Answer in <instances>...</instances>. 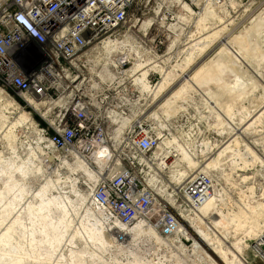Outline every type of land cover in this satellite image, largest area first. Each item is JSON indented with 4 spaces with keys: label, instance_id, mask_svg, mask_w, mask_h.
I'll use <instances>...</instances> for the list:
<instances>
[{
    "label": "rangeland",
    "instance_id": "rangeland-1",
    "mask_svg": "<svg viewBox=\"0 0 264 264\" xmlns=\"http://www.w3.org/2000/svg\"><path fill=\"white\" fill-rule=\"evenodd\" d=\"M214 1V4L225 2L224 7L228 13L226 19L225 17L223 19L226 23L224 22L225 27L220 36L213 38L215 40H212L202 51L199 50L200 44L193 47L187 45L191 35L196 32V22L201 17L211 15L209 12L207 15L202 13L200 7L202 8L203 0L199 2L137 0L130 11L133 15L131 20L119 28L121 36L126 33L131 35V38L120 37L118 41L124 42V46L113 51L111 56L114 54L116 57L121 52L128 53L130 62L124 66L127 69H130L132 59L136 58L143 64L147 62L149 65L145 66L147 68L156 65L155 68L153 67L154 70L150 68L144 77L152 88L151 92L149 91L150 96H146L147 91L140 89L138 80L136 81L139 83L133 81L141 94L140 99L138 101L135 98L130 99L126 106L127 115L120 122V132L126 131L129 124L139 118L142 124L151 127L162 137L163 140L159 145L162 150L171 147L176 149L174 150L178 153L176 170L183 171L190 168L186 160L180 159V153L197 163L195 167H199L206 157L207 149L209 152L215 151L218 143L227 142V138L235 133L233 137L237 142L231 143L230 149L224 154L217 168L209 170L216 176L214 192L219 190V201L213 211L222 214L229 212L230 215L243 211L241 226L228 229V231L235 229V234L232 233L231 236L228 233V240L221 238V244L228 247V243L239 236L247 226V220L243 216H248L246 209H250L249 205L261 203L264 206V119L248 126L242 134L237 132L247 125L243 123L247 116L245 108L251 109L253 103L264 100V34L259 35L256 43L262 55H249L250 58L252 56L251 60L240 58L234 53L233 45L235 46L237 42L231 37L238 33L240 36H247L250 31L259 33L264 20V0ZM218 12V10L214 11L216 14ZM207 21L208 24H212V21ZM187 62H190L188 67ZM202 64H204L203 68L199 70ZM111 73L114 76L112 78H115L116 72ZM235 74H238L240 79L236 85L231 86L230 81L234 79ZM165 77H173V85L178 94L172 106L167 108L162 105L163 94L153 99L155 90ZM4 94L18 104V109L9 108L0 97V234L10 228L13 246L10 249L8 245H0V264H7L1 262L3 259H10V264H133V258L137 259L139 264L167 262L170 259L168 253L170 248L157 247L155 239L151 236L142 233L138 235L130 233V235V231H126L129 235L128 242H122L119 246L108 242L104 237L111 235L105 232L98 216L97 226L103 228L101 230L103 243L95 241L92 244L86 238L85 232L80 230L82 227L80 223H94L93 218L87 215L86 209L88 206L92 207L89 192L92 189L90 186L93 187L97 179L96 166L93 163L88 166L82 161L95 178L92 183L87 174H83L81 164L76 170L75 160L66 155L67 152L55 151L45 145L46 139L39 130L46 119L43 117L49 115L45 113V107L41 105L35 109L28 100L18 98L11 90H4ZM19 110L26 112L34 123H18L12 126L17 121ZM62 160L68 161L69 167L64 166L66 163L64 164ZM173 174L174 171L170 177ZM242 177L247 178L242 179ZM162 178L168 179V173ZM46 179H56L48 195L58 196L48 204L45 211L47 221L51 224L59 221L60 216L64 215L60 211L62 207H65V219L71 221L57 247L47 245L42 239L44 233L35 223L39 221V217L36 214L28 215L26 212L29 202L34 206L39 204V198L34 197V194L37 187ZM9 182L21 185L23 192L16 190L5 192L3 188ZM164 183L168 188L165 194H159L162 198L170 194L169 188L176 191L172 183H167L166 180ZM71 186H75L80 193L86 194L81 204L76 201L77 196L71 190ZM59 187H62L60 191ZM46 196L47 192L43 197ZM10 201L13 206L6 210ZM213 211L205 216L216 220ZM198 218L202 223L201 228L206 227L207 230H211L203 217ZM30 220L34 222L32 226ZM217 220L219 221V218ZM217 225L221 227L220 223ZM99 227L97 229H100ZM261 234L263 235L264 232ZM30 235L38 240L34 246L29 244ZM182 241L184 250L179 248L178 252H175L172 264H175L180 253L182 255L188 253L193 243L192 239H182ZM16 245L18 248H15ZM244 255L243 258L248 264H264V259L260 256L252 258L250 254ZM190 258L195 259L198 264L201 262L197 257ZM190 258L188 257L189 261Z\"/></svg>",
    "mask_w": 264,
    "mask_h": 264
},
{
    "label": "built area",
    "instance_id": "built-area-1",
    "mask_svg": "<svg viewBox=\"0 0 264 264\" xmlns=\"http://www.w3.org/2000/svg\"><path fill=\"white\" fill-rule=\"evenodd\" d=\"M136 1L0 0V87L42 103L49 114L39 127L45 145L96 166L89 201L113 241L128 242L127 227L142 221L162 236L172 256L162 263L172 264L182 244L171 240L180 228L173 205L181 210L187 198L202 204L212 180L197 172L178 192L159 197L147 179L167 166L165 156L153 155L161 136L139 118L120 132L127 104L141 94L124 67L128 60L113 64L106 43L124 37L119 28ZM103 146L109 151L97 158Z\"/></svg>",
    "mask_w": 264,
    "mask_h": 264
},
{
    "label": "bare ground",
    "instance_id": "bare-ground-1",
    "mask_svg": "<svg viewBox=\"0 0 264 264\" xmlns=\"http://www.w3.org/2000/svg\"><path fill=\"white\" fill-rule=\"evenodd\" d=\"M196 1L199 2L202 0H196ZM213 1L212 0H203L202 8L200 7V9H202V13L207 15V13L209 12V13H211V15H209L208 17H205V15H204L205 18L201 17L196 22V25H195L196 32L191 35V38L189 40V44L187 46L193 47V46H197L200 44L201 46H200L199 50L202 51V49H204L206 46H208L212 40L213 41L215 40L213 38L219 37L220 34L222 33V30L225 27L224 22H225L226 15L228 12L225 10V7H224L225 2L224 1L222 3L219 2L220 4L219 3L214 4ZM188 9L191 10V8L189 6H188ZM190 10H189V12H190ZM215 10L219 11L218 14H216L217 12L214 13ZM224 17H225V19H223ZM207 20H209L210 22L212 21V24L211 25L208 24L209 22ZM220 25H222V26H220ZM196 34H198L199 36H196ZM260 34H264V20H263V26L261 27L259 33H255V31H250L247 34V36L246 35L240 36L239 33L231 36V37H233V40H235L237 42V44H235V46L233 45L234 53H236L238 56H240V58L244 57V59H246V60L252 59V56L250 58L249 55H255V56H257V54L262 55L260 52V49L257 47L258 44L256 45V43H258V37ZM124 37L125 38L126 37L131 38V35L125 34ZM118 40H116V41L110 40L109 42L106 43L107 52L110 53V52H113L115 50L117 51L118 49H120L124 46L123 45L124 42H119ZM126 40H124V41H126ZM127 41L129 44L131 43V42H129V40H127ZM130 48H132V47H130ZM193 49H195V48H193ZM128 57H129V55L126 52H121V54L116 56V57L113 54L114 60L112 62H113V64H116L117 61L120 62V60H123V59L128 60V62H130V59H128ZM133 58H134V56H133ZM133 60L134 59H132V62H131L132 65L130 66V69L128 68L126 72L129 74V77L137 78V79L134 78V80L135 81L138 80L140 82V84H139L140 89L147 91L148 93L146 94V96H150L149 91L152 88L144 80V77H145L147 71H149L150 68H152V69H153V67L155 68L156 65L154 63H152L154 65L147 68V67H145L146 65L149 66L148 63L146 62L147 59H145L146 63H144V64L139 62V60H137V58L134 61ZM189 63L190 62H187L186 66L189 65ZM203 65L204 64H202V66L199 68V70H201L203 68ZM193 70H194V68L192 69V71ZM199 70H196V72H199ZM192 71H190V73ZM172 78L173 77H165L163 79V81L160 83V85L158 86V88L155 90L154 96H153V99H154V97L163 94L164 100H163L162 105H164L166 108L172 106V103L176 100V96L178 95L177 89L173 85ZM239 79H240L239 75L235 74L234 79L230 81V83H231L230 85L231 86L236 85L239 82ZM139 82H137V83H139ZM0 97H2L4 99V101L6 102V105L9 108H11L13 110L18 109V106H17L18 104L11 97H8L7 95H5L4 90L1 87H0ZM26 99L28 100V102H30L31 104L34 105L35 109H38L39 106L42 105V103H37L35 100H33L30 97H26ZM251 105H249V106H251ZM245 110L247 111V116H246V120L245 121L243 120V123H247V125L242 130L238 129L237 130L238 134H242L247 129L248 126L264 119L263 118V116H264V100L256 101L255 103H253L251 109L245 108ZM229 114H231V113H229ZM18 123L19 124H24V123L33 124L34 122L26 112L20 111L18 114V117H17V121L15 123H13L12 126H14L15 124H18ZM33 131H34V129H33ZM234 134L235 133L231 134L227 138V142L218 143L217 146L215 147V151L209 152L207 149V151L205 152L206 157H204V160L199 165V167H195L196 165H198L197 163H194L186 155L182 156L181 155L182 153H180L179 154L180 159L186 160L187 166L190 167V168H188V170H183V171H181L180 169L176 170V167H178V166H176L177 165L176 161L178 159L177 158L178 153H176L174 151L176 149L172 148V147L169 149H163L162 150L161 147L159 146L163 140L162 137H161V141H160L158 147L156 148V150L154 151V154H153L154 156L159 155V154L165 156L166 157V165H167L166 169L163 172L158 174L157 171H154V172H152V174H150L148 176V179H147L148 181L150 180V184L154 187V189L158 195L166 193L165 188L168 187V185H166V183H164L165 180L167 183H172V187L174 189H176L177 192H178V188L180 187V185L182 183H184V181L187 178L193 177L194 173L202 172L205 175H207L209 178H211V180H212V185L209 188V193H208L207 197L204 199V201L201 202L202 204L195 206L196 201L193 198H187L191 202L188 205H185L184 208H181V210L178 209L176 205H173L174 209L177 211L176 215L178 216V219L180 221V225H178V228L179 227L180 228H179V230H177L175 232V235L171 238V240L175 239L178 242L182 243L181 242L182 238L192 239L193 243H192V246H191L189 251L192 252V255L194 257L201 259L200 264H248L247 260L245 258H243V256H245L244 254H247V255L250 254V256L252 258L256 257V256H258V257L260 256L262 259H264V250H263L264 249V234L263 235L261 234L262 232H264V206L261 205V203L257 202L258 204H254L252 206L249 205L250 209H246V211L249 213V214L247 213L248 216L247 217L243 216L247 220V226L245 227L243 232L240 233L239 236H237L234 240H231L228 243L229 244L228 247L221 244V238L224 237L225 239L228 240V238H229L228 233H230L231 236H232V233L235 234V229L229 230V231H228V229L233 228L234 226H236V227L241 226V223L243 222L241 212H243V211H240V212H237L234 214L232 213L231 215L229 212L222 214L221 212L216 211L217 212L216 213L215 210L213 211V209H215V207L217 206V203L219 201V190H216L214 192V189L216 188V179H215L216 176L214 174H211L209 172V170L211 168L216 169L217 166L219 165L222 157L224 156V154L230 149L231 143L233 141H235V143L237 142L235 140V137H233ZM236 135H237V133H236ZM108 151H109L108 147L103 146L100 149H98L96 157L97 158L103 157ZM67 162H64V164L65 163L66 164L65 165L62 164V165L68 166ZM83 162L79 161V160L76 162L74 161L75 164L72 163V166L74 164L76 166V170H77V168L79 169V164H81L83 166L82 167L83 174L84 173L87 174L88 178L91 180L90 182L94 181L95 178H97V177L95 176V178H94V176L91 175L92 173L90 174V172H89L90 170L88 169L87 165L84 164ZM147 162L150 164V167H153L156 164L155 158H153L151 161H147ZM173 165L175 166L174 169H172ZM194 167L196 169L197 168H199V169L196 171V169ZM74 170L75 169H73V171ZM68 171L70 172V170H67V172ZM173 171H174V174L172 177H170V175ZM164 173L165 174L168 173L169 181L167 178H162L165 175ZM86 174H84V175H86ZM58 178L61 179L62 176H58ZM244 178H247V177H242V179H244ZM163 179H165V180H163ZM55 181H56V179L55 180H51V179L44 180L43 183L37 187V190L34 194V197L39 198V201H40L39 204L34 206L32 202L31 203L29 202L28 207H26V212L28 215L36 214L39 217V221H36L35 223L37 225H39L37 227H40L41 232L44 233L42 239L45 241V243L47 245L53 246V247L58 246V244L60 243V241L64 235V232L70 226L69 223L71 222L70 220L67 221L64 217L66 215L65 207H62V210H60L61 213H64V215L60 216L59 221H56L54 224H51L50 221H47V219H46L47 213L45 211L48 208L49 202L56 200L58 198V196H52L50 194L48 195V192L53 187V184L55 183ZM73 184H74V182H73ZM88 186H90V185H88ZM214 186H215V188H214ZM61 188L62 187H59L58 190L60 191ZM75 188H76L75 186L74 187L71 186V190H73L77 196L76 201H78L81 204L82 201L86 198V194H83V192L80 193ZM90 188H92V187L90 186ZM249 189H251V187H249ZM3 190L5 192H10L11 190L12 191L16 190V191L21 193V192H23V187L21 185H17L15 183L9 182L4 186ZM46 192H47V196L43 197L46 194ZM90 193H91V191L89 192V194ZM58 195L60 196V193H58ZM12 206H13L12 202L10 201L8 203V207L6 210L11 209ZM168 208L170 209L169 206H168ZM210 211H213V214L216 215V220L212 219L211 217L209 218V217L205 216V215L209 214ZM86 213L89 217L93 218L92 221L94 223H92V222H90V224L80 223V225L82 226L80 228V230H83L85 232L86 238H88L92 242V244H94L95 241L102 244L103 243V234H102L101 230L103 228L101 229V227L97 226L98 220L96 219L97 216L100 218V213L98 211H96L95 208L90 207V206H88V209H86ZM245 214H246V212H245ZM189 216H191V217H189ZM200 216L203 217L207 221V223L211 227V230H207L208 228H206V227H205V229L200 227V225L202 224L200 219L198 218ZM217 218H219V221L217 220ZM33 223L34 222L30 220V226H32ZM218 223H220L221 227H219L217 225ZM195 224H197V225H195ZM97 227H99L100 229H97ZM9 229L10 228H7L3 233L0 234V245H8L10 247V249H12L13 248V246L11 245V239H12L11 233L12 232H10ZM127 230L130 231L129 234L132 233L134 235H138V234L142 233L143 235L151 236L155 239L157 247L162 248L164 246V239L159 234V232L151 225H145L144 226L142 221H138L133 226L127 227ZM77 232L79 233V231H77ZM77 232H74V233H77ZM82 232H80V233H82ZM84 232H83V234H84ZM75 236H77V235H75ZM104 238L108 242L114 243L116 246H119V244H120V243L114 242L112 240L111 236L105 235ZM128 238H129V236H128ZM28 240H29L30 246H34L35 242L38 241L31 235L28 238ZM178 245L180 248L184 247L183 244H178ZM16 247L18 248L17 245L15 246V248ZM183 250H184V248H182V251ZM179 255L180 256L175 261V264H198V263H196V261H194L195 259L191 260V258H190L191 254L186 253V254L182 255L180 253ZM247 255H246V257H247ZM60 256H62V254ZM188 257L190 258V261L188 260ZM169 258H172V256L170 255ZM134 259L135 258H133L132 263L133 264H139V262L136 261L137 259H135V260ZM1 262L10 264V259H3ZM12 262H14V261L12 260Z\"/></svg>",
    "mask_w": 264,
    "mask_h": 264
}]
</instances>
